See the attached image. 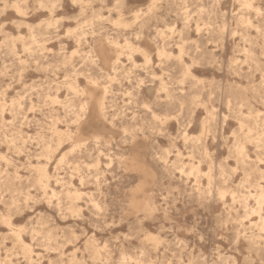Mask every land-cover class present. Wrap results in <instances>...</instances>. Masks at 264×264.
<instances>
[{
  "label": "rangeland",
  "instance_id": "obj_1",
  "mask_svg": "<svg viewBox=\"0 0 264 264\" xmlns=\"http://www.w3.org/2000/svg\"><path fill=\"white\" fill-rule=\"evenodd\" d=\"M151 3L0 0V264L91 260L128 232L126 223L96 231L95 220L119 219V202L147 173L160 176L155 202L171 192V207L126 246L129 264L145 248L185 264L254 258L264 237V209L254 213L264 190V0H163L135 31L118 26ZM104 37L150 55L157 44L183 51V64L137 69L138 53L101 54ZM146 103L170 118L157 125Z\"/></svg>",
  "mask_w": 264,
  "mask_h": 264
},
{
  "label": "clouds",
  "instance_id": "obj_2",
  "mask_svg": "<svg viewBox=\"0 0 264 264\" xmlns=\"http://www.w3.org/2000/svg\"><path fill=\"white\" fill-rule=\"evenodd\" d=\"M73 3L76 0H72ZM163 0H157V6L162 5ZM119 6V3L116 5ZM150 14L142 15L138 21H143L145 17ZM3 25L0 24V28ZM162 126V125H161ZM172 152H168L167 155H171ZM161 156H164L161 153ZM155 159H160L156 157ZM164 162L167 163L165 157ZM161 183L159 174L153 175L152 173H147L141 178L140 183L130 190V194H126L124 199L119 202L120 206V216L119 219L113 215L110 219L107 216L100 215L94 222V227L96 231L110 232L113 229L119 228L122 224L128 225V232L125 234L117 233L114 238H110L108 242L100 248L97 246L95 255L91 260L85 258L79 261V264H129L128 258L125 256L126 246L131 243V241H141L144 238V224L149 218H155L157 214L163 211L165 219L167 218L169 209L171 205L167 203L169 197H165L164 200L157 204L153 199L155 195V187ZM172 191H176L173 189ZM264 231V229H262ZM190 235H197L195 229L188 230ZM198 239L202 240L203 237L197 236ZM261 243L256 247V251L249 250V255L254 258H249L246 256L244 258L243 264H264V237H261ZM170 245L171 242L163 241ZM180 248V255H184L187 246L177 245ZM151 248H145L140 251V256L137 258L133 264H185L184 260L176 259H153ZM176 253H173L175 256ZM187 264H217L216 260L209 261L207 259L202 261H194L192 259L187 260ZM230 264H240L239 261L232 260Z\"/></svg>",
  "mask_w": 264,
  "mask_h": 264
},
{
  "label": "snow or ice",
  "instance_id": "obj_3",
  "mask_svg": "<svg viewBox=\"0 0 264 264\" xmlns=\"http://www.w3.org/2000/svg\"><path fill=\"white\" fill-rule=\"evenodd\" d=\"M245 7H251V5L250 4H245ZM156 8H157V0H152V3L148 5V11L147 12L133 11L132 15L135 17V19L131 20L128 23H123V24H119V22H117L118 26L126 28V29H132L133 31H135V27L134 26L137 25L139 18L142 15L151 14L153 12V10L156 9ZM258 14L261 15V16H264V11H259L258 10ZM173 31H174L173 29L169 28V29H166L164 32H158L157 39H160V38L170 39V37H167L165 35V32H173ZM70 35H71V33H70ZM93 35H96V33H93ZM141 39H142L141 34L137 33L136 34V41H140ZM98 44H99L98 51L101 54L106 55L108 53L109 48L115 47L116 49H120L121 50L119 52V55L127 54L129 61L132 60V54L131 53H138L139 55L143 56V64L142 65L141 64H136V65H134V67L137 68V69L143 68V69L147 70L150 73H151V70H152V66H155V67L159 68L161 73L163 74L164 71H165V68H166L165 61H167V60L175 59L177 61H180L181 65L183 64V61L181 60V57L184 55L183 51H181L180 56L172 57L164 49H161L159 47V44H157V51L155 53H152V55H150V52H151V48L150 47H149L148 51H145V48H143V47H135V48H133L132 45L129 43L127 38L124 40L123 44H120L113 37H104V38H101V40L98 42ZM105 44L108 45V48H105ZM75 54L76 53L74 52L73 55H75ZM154 56L159 58V64L154 65V60H153ZM99 58H100V56L97 55L92 60V63L93 64L97 63ZM118 62L119 61L117 60L116 63H118ZM171 71H172V69L169 68V72H171ZM129 75H131V73H129ZM185 75H187V71H185ZM108 79L111 80L112 77H109ZM152 79H153V81L160 80L163 83L162 76H156L155 74H152ZM97 83H99V82H97ZM139 83L140 84H144L145 81L141 80ZM104 91H105V94H107V91H108L107 86L105 87ZM166 91H167V89L161 87V89H160L161 93H164ZM159 98L160 97L158 95L157 96V101H159ZM169 98H171V97H169ZM153 103H155V102H153ZM144 107H145V109L148 112H152L153 113L152 119H153V121L156 122L157 125H163L165 123V121L168 118H170L167 115V112H165V108H168V111L171 110L168 106L160 105V111L161 112H165L164 115L156 114L155 112H153V107L150 106L148 103L144 104ZM81 110L83 111V107H82ZM225 119H227V117H225ZM155 126L156 125H153V127H155ZM261 143L264 144V136H262V138H261ZM262 151H264V148H262ZM261 163L264 164V159L261 160ZM261 200L264 201V195H262ZM261 208L264 209V203H261Z\"/></svg>",
  "mask_w": 264,
  "mask_h": 264
},
{
  "label": "bare ground",
  "instance_id": "obj_4",
  "mask_svg": "<svg viewBox=\"0 0 264 264\" xmlns=\"http://www.w3.org/2000/svg\"><path fill=\"white\" fill-rule=\"evenodd\" d=\"M46 176H47L46 170H43L42 173H41V177L46 178ZM260 189H261V187H260ZM262 195H264V190L263 189H261L260 192L258 194H256V196L254 197L255 203L257 205L256 212H254V213H259L261 211V209H262L261 208V203H264V201L261 200ZM260 222L262 224V229H264V219L261 216H260Z\"/></svg>",
  "mask_w": 264,
  "mask_h": 264
}]
</instances>
